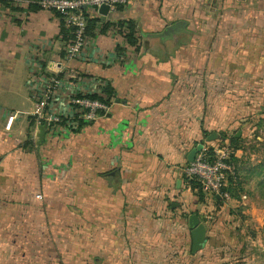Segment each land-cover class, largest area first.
Segmentation results:
<instances>
[{
  "label": "crops",
  "instance_id": "0c3cea01",
  "mask_svg": "<svg viewBox=\"0 0 264 264\" xmlns=\"http://www.w3.org/2000/svg\"><path fill=\"white\" fill-rule=\"evenodd\" d=\"M85 10L84 48L64 62L70 33L58 14L33 0H0V264H219L204 249L239 207L264 225V162L247 164L244 140L264 112V0ZM128 22L135 45L125 39ZM178 23L181 32L163 40ZM69 71L77 80L66 79ZM56 74L60 105L71 95L103 96L105 87L113 95L104 115L56 137L44 130L39 142L31 92ZM211 132L231 145L228 189L258 184L227 202L195 194L183 173ZM203 202L216 204L212 222L198 215L208 239L186 255L187 218Z\"/></svg>",
  "mask_w": 264,
  "mask_h": 264
},
{
  "label": "built area",
  "instance_id": "2783aa9c",
  "mask_svg": "<svg viewBox=\"0 0 264 264\" xmlns=\"http://www.w3.org/2000/svg\"><path fill=\"white\" fill-rule=\"evenodd\" d=\"M131 0H38L41 9L58 14L69 30L70 37L63 49V61L68 62L80 56L86 41V16L84 9L107 5L109 12H116L118 6H124ZM68 81L77 80L74 71L65 76ZM60 85L59 76L52 75L43 80L39 87H34L31 99L34 101V120L44 125L50 136L56 137L64 131H73L81 123H90L108 111V104L103 100L89 98L87 95H71L66 105H60L55 96ZM14 115L8 117L5 129L9 130ZM231 150L228 146H215L212 156L199 152L192 161L183 167L188 180L197 182L202 192L212 199L226 201L230 193L226 190L227 180L235 175L230 161ZM37 198H41L40 195Z\"/></svg>",
  "mask_w": 264,
  "mask_h": 264
},
{
  "label": "rangeland",
  "instance_id": "374dc122",
  "mask_svg": "<svg viewBox=\"0 0 264 264\" xmlns=\"http://www.w3.org/2000/svg\"><path fill=\"white\" fill-rule=\"evenodd\" d=\"M18 105L22 109L29 108V103H26L25 101H20ZM250 123H252L253 127L248 130L247 136L244 139L245 141L247 138L250 140V143L245 145V147H247L245 151L248 152L246 155L248 165L257 164L258 161L264 162V112L262 118L259 117L254 120H250ZM203 143L206 144V146L202 151L203 153H207L209 155H213L212 150H214L215 146H231L230 142H228L229 144H226L216 140L210 142L203 140ZM210 143L212 144L210 145ZM30 148L34 151V153H32L37 156L40 152V147L36 144V139L31 141ZM249 153L254 155H250ZM60 155L63 157L65 156L64 153H60ZM31 156L33 155L31 154ZM236 178L238 179V176H236ZM246 185L249 188H236L235 191L229 187L228 192L231 196H238L243 193L247 194L254 185L258 186L256 182ZM227 201L228 200L224 202ZM257 202V204L264 206V200H257ZM212 204L215 203L203 202V206L199 214L196 212V214L201 215V217H203V221H206L207 223L212 222V219L215 217ZM244 220H246L248 224H244V228L242 229V221ZM250 220L244 210V207H239L234 216H231L228 221H224V223L228 224L225 232L221 233L219 236L214 235V239H211L209 244L206 246L207 249H204V252L210 258L209 261L213 262L215 260L218 261L219 264H264V225L260 227L256 222ZM237 245L240 246V248H238ZM242 245L246 246L245 252L243 253L241 251ZM189 253V250L186 249V255H190ZM242 258H244L243 262L241 261Z\"/></svg>",
  "mask_w": 264,
  "mask_h": 264
},
{
  "label": "water",
  "instance_id": "95a60500",
  "mask_svg": "<svg viewBox=\"0 0 264 264\" xmlns=\"http://www.w3.org/2000/svg\"><path fill=\"white\" fill-rule=\"evenodd\" d=\"M98 12L106 16L109 13V8L107 5H100L98 7ZM182 30V25L180 23L174 24L170 27H168L164 34L161 36L163 40L165 39H172L174 34H177L178 32H181ZM44 130L45 127L44 125H40L38 127V134L37 138L39 139V142H41L42 137L44 135ZM217 138V134L215 132H211L207 137L206 141L210 142L214 139ZM203 149V144H198L196 145L195 148H193L188 156L189 161H192L193 158L201 152ZM112 176H114L115 172L110 173ZM187 224H188V229L190 232V251L192 254H196L198 251H200L204 245L207 242V235H206V227L205 225L200 222V219L197 214H189L187 218Z\"/></svg>",
  "mask_w": 264,
  "mask_h": 264
},
{
  "label": "trees",
  "instance_id": "16d2710c",
  "mask_svg": "<svg viewBox=\"0 0 264 264\" xmlns=\"http://www.w3.org/2000/svg\"><path fill=\"white\" fill-rule=\"evenodd\" d=\"M1 1L3 3H5L6 1H11V0H1ZM33 1H34V4L36 6H38V4L36 3L38 0H33ZM120 7H122V6H118L117 7V10ZM84 12H85V16H86V10L85 9H84ZM88 21H90V23L92 22L91 20H88ZM88 21H87V26H86V33H88V31H90L89 30L90 29V26H88ZM91 25H92V23H91ZM127 30H128V32L125 35V39H126L127 43L129 45H135V43H136V39L134 38L135 28H134V25L131 22H128L127 23ZM102 94H103V96H98V95H95V94H93V95H87V96L89 98L103 100L104 102L108 103L109 100L112 98V95H113L112 92H111V90L108 87H105L103 89ZM30 125H33V122L32 121H31ZM212 152L214 153V150H212ZM205 154H207V153H205ZM207 155L208 156H212V155H209V154H207ZM187 183H188L189 187L191 188V190H193L195 192V194L199 195L200 197H202L204 195V193L201 190L200 185L197 182H195L193 180H188L187 179ZM226 190L228 191V187H226ZM216 200L217 201H221L218 198H216ZM237 247L240 248V246H238V245H237ZM241 247H242V249H241L242 253L245 252L246 246L245 245H242ZM189 252H190V250H189ZM241 261L243 262L244 261V258H242Z\"/></svg>",
  "mask_w": 264,
  "mask_h": 264
}]
</instances>
